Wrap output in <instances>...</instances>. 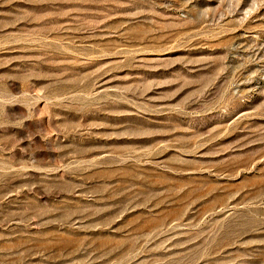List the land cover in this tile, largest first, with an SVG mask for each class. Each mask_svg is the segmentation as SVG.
Instances as JSON below:
<instances>
[{"label": "rangeland", "instance_id": "1", "mask_svg": "<svg viewBox=\"0 0 264 264\" xmlns=\"http://www.w3.org/2000/svg\"><path fill=\"white\" fill-rule=\"evenodd\" d=\"M0 264H264V0H0Z\"/></svg>", "mask_w": 264, "mask_h": 264}]
</instances>
